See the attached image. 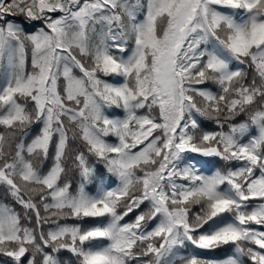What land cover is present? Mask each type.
<instances>
[{
  "label": "snow or ice",
  "instance_id": "1",
  "mask_svg": "<svg viewBox=\"0 0 264 264\" xmlns=\"http://www.w3.org/2000/svg\"><path fill=\"white\" fill-rule=\"evenodd\" d=\"M0 264H264V0H0Z\"/></svg>",
  "mask_w": 264,
  "mask_h": 264
},
{
  "label": "trees",
  "instance_id": "2",
  "mask_svg": "<svg viewBox=\"0 0 264 264\" xmlns=\"http://www.w3.org/2000/svg\"><path fill=\"white\" fill-rule=\"evenodd\" d=\"M64 255L67 257V256H69L70 254L65 253ZM217 255H219V256H223V255H225V253H224L223 251H221V252H218Z\"/></svg>",
  "mask_w": 264,
  "mask_h": 264
}]
</instances>
